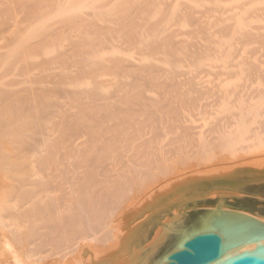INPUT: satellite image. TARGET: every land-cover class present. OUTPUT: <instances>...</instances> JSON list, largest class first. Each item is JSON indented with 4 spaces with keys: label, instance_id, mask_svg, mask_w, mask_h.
I'll list each match as a JSON object with an SVG mask.
<instances>
[{
    "label": "bare ground",
    "instance_id": "6f19581e",
    "mask_svg": "<svg viewBox=\"0 0 264 264\" xmlns=\"http://www.w3.org/2000/svg\"><path fill=\"white\" fill-rule=\"evenodd\" d=\"M43 1L28 0L27 3L24 2L26 5L24 10L27 13V15L25 14L26 19H32L30 17L35 18L40 11H43L44 4H41ZM47 1H50L47 6L51 5V9L57 4H59L57 5L59 8L62 7L61 4H68L69 7L67 5V8H65L66 6L62 7L65 14L70 13L66 14L65 18L68 17L71 22L69 20L66 21L72 25L77 22L78 24L80 23V26L76 25L78 29L81 26L86 28L87 25H90L91 29L92 25L98 27V24L88 19V16L94 18L96 13L97 17L98 11L100 14H103V10L100 11V8H106L110 3H114L111 0H84L83 5L79 3V5H76L74 4L76 0H73V3L72 0H65L63 3L60 0V2L57 0L59 3H55V0ZM90 1H99L100 4L97 3V5L94 2V6H92L93 4ZM162 1L133 0L136 6V8L134 6L136 10L132 8L135 10H132L133 13H131V10H128L130 13L125 11L123 7L122 9L124 10L121 13V6H117L118 8L114 7L112 11H114L115 17L118 18H115L116 21L118 20L120 23L115 21L116 23L114 24L119 25L115 29L113 27L106 28L110 36L107 31L105 33L108 36L100 28L93 27L94 29L92 30L94 31L100 30L94 33L98 34L102 32L105 35L102 34V38L98 35L97 37H93L92 32L91 35L89 34L90 36L85 35L86 37H84V32H82L83 35L80 34L79 39L77 38L76 41H72L73 46L70 47L72 50L69 48L68 52L65 50L66 52L61 51L57 56L55 55V60H62L63 62L61 61L60 63L64 67H71L72 64H66L70 62L67 61L68 56H73L74 53L77 57L81 56L84 54L85 49L90 53L93 48H99L100 50L103 48L102 50H105L107 44L113 40L112 38L114 40L117 39V34L116 37H113L112 33H118L120 39H118L119 41H112L113 45L116 41L118 42L117 44H121L122 42L123 46L125 44L128 46L129 44L128 47L125 46L126 48L122 47L121 44L122 48H117L121 49L119 50L120 52L116 51V49L114 50L117 54L123 50V54H120L122 56H115V53H113L114 55L110 54L112 56L107 57L106 53V56L102 57L105 55V52L102 53L100 51L101 55L99 51V53L95 51V55H101H99L100 59H98L97 56L92 54L94 52L93 49L92 56H90V53L85 52L88 55L87 58L82 56L81 59L78 57L80 60L77 57V60H75L74 55L75 61L73 66L76 70L68 67V71H72L67 73L63 70L65 68L62 66L63 69H59L58 73H50L51 75L48 73L47 75L50 78L46 75L47 79L52 78L54 81L56 80L55 78L59 79L55 81L60 83L58 84L59 89L60 85H63L66 81L67 85L71 83L72 86L76 78L88 72L92 73L91 77H94L92 78L95 81L93 82L94 85L90 81L82 86L81 81H79L77 83L81 84L77 85L78 88L68 90L64 87L65 89H60L63 92L62 96H59L64 98L63 95L66 94L67 100L61 102L58 101L60 99L57 100L60 90L56 87L57 84L55 85L54 82H50L52 79L48 80L47 83H52L53 87H36L37 85L35 84L37 83L35 80L39 79L40 74H37L38 78L35 76L36 79L32 80L30 77L33 78V76H30L29 73V79L23 80L24 82L21 81V84H16L17 81L13 80L6 83V86L4 84L0 86V102L9 99L8 103L10 104L8 105L7 103L6 105L8 106L3 105L6 101H3V104L2 102L0 103L2 104L0 115L4 114L6 117H11V119L8 117V120L4 116L1 117L5 118V120L0 118V133L3 132L1 134L6 137L5 142H0V264H154L195 212L227 211L249 217L264 224V88H262L264 82H261L263 84H260V82L256 84L253 81L251 83L248 81V83L241 80L204 82L205 80H198L196 76L194 78L197 80L193 77V79H189V77L187 80L177 79V81L175 80L176 77H170L171 74L172 76L175 75L172 73L173 70H163L164 73L168 72L167 74H171L167 76L169 78L163 77L164 79H160L154 75L157 71L154 62L153 64L155 65H152V61L150 62L151 64L146 65L145 63L148 61L144 62L143 58L139 59L137 57L136 60L139 59L141 61L138 62L139 60L136 61L134 59L135 56L132 58L133 60L129 57H126V59L129 58L130 60H126L124 50L127 53L126 49L130 46L134 47L135 50L138 49L137 52L141 53L144 50H149V54L145 52L147 56H152L150 52L154 54L155 51L157 52L161 48L162 53L165 52L167 56L169 53L171 57L170 54L179 51L177 50L178 47H181L180 45L185 42H182L183 40L174 32L176 28L172 32L171 28H168L173 25V21L178 19L180 22L183 14L181 15L180 12H176L175 8L183 6V2L177 5L178 0L175 4L177 7L173 8L175 10L173 11L172 9L173 12H170L169 9L172 2L170 3V0L169 3L164 1L165 8H163ZM209 1L211 2L212 0H208V3ZM216 1L214 0L212 3L216 5ZM218 1L220 3V0ZM9 2L13 4L14 0H0V9L2 8L0 12L3 9L7 10L5 5H8L6 3ZM15 2L17 3L16 0ZM18 2L20 1L18 0ZM45 2L46 0L43 3ZM89 2L92 4L91 6ZM157 2H160V5ZM173 2L175 3V0ZM186 2L183 6L186 10L183 8V11L181 7L180 9L183 13L186 12L183 17H186L185 20L188 19V23L190 24H196L197 22V26H201V24L207 22L203 19L204 13L208 12L209 14L212 9L213 12L217 13L218 8L213 4L211 10L208 5V7L204 6L205 9L198 10L195 7L193 9L192 4L190 7V3L188 2V5ZM24 3L17 4L23 5ZM252 3L249 2L247 5ZM85 4L87 5L84 6ZM121 4L124 3L121 1ZM242 4L238 5V7H241V9L239 7L241 12L244 11L243 14L245 12L249 13L250 11L246 10L248 8H244L245 5ZM115 5L119 4L116 3ZM157 5L160 6L159 8L162 5V10L160 9L161 12L158 15L160 18L157 16L158 21L154 22V18V21L153 19H145L144 12L147 13L149 9L151 11L153 6ZM87 6L93 7L94 10L98 11L95 10L93 13L92 9V12H83V8L85 7L86 9ZM179 7L178 10H180ZM238 7L236 6L235 8ZM232 9L226 8L227 11H232ZM197 10L202 13L204 12L203 15L199 12L202 17L197 16V18L195 16L196 13L198 14ZM221 10H223L222 7L220 10L218 9V14H221ZM259 10L263 12L264 9L260 8ZM223 11H225V8ZM223 11L222 14L224 13ZM227 11H225L226 15ZM252 12H250V16L254 17V15H251ZM100 14L98 15L101 16ZM140 15L141 17H139ZM152 15L156 17L155 14ZM255 15L260 16L259 12L255 13ZM246 16L242 18L247 19L249 17V15ZM226 17L230 21L235 19L234 15L231 16L229 13ZM241 17H239V20H242V22L235 19L238 24L233 20L234 24L238 25V27L240 26V28L244 25ZM136 18L140 20L139 23H136ZM40 19L43 20V18ZM112 19L114 20V18ZM166 19L168 22L169 20L172 21V23H170L171 21L169 22L170 24L167 22L170 26L165 25ZM161 20H164L165 26L160 27L163 24H161ZM141 22H144L146 26V28L143 26L145 32L148 29L150 31L152 28V30H155V27L161 24L159 28H161L160 31H162L161 34L163 36L158 37L159 35H157L158 39L156 38L155 40L154 38L150 41H148L149 39L147 41L143 40L142 38L146 37L147 34L142 36L140 33L145 34L139 28L142 24ZM185 22L187 23V21ZM239 22L243 25L239 24ZM29 23L31 22L29 21ZM244 23L246 24L245 20ZM175 24L177 23L175 22ZM72 25H69V27L72 28L73 32L75 25L73 27ZM231 25L220 26L221 29L220 27L219 29L226 35H229L230 32V35L240 32V38L242 37L241 40H244L243 42H246V39H243L244 37L250 40L255 38L253 32L249 31L252 29L247 30L245 28L246 25L245 27L243 26L244 28L242 27V31L240 28H238V31L237 27ZM257 26V28H254L256 26L250 27L253 30L257 29L258 33V28H261L262 25L259 26L257 24ZM102 27L104 29V26ZM132 27H137V29H133ZM61 28H55V30L54 28L50 29L49 25L47 28L46 25V27H43L44 30L41 33H44L45 30L48 33L41 34L39 32L38 35H41L40 39L31 41L29 40L31 38H29L27 42H23L24 44L19 42L22 44L20 57L22 55L23 58L24 54L29 55L31 54L29 52L40 50L48 41L52 43L53 38L56 36L66 41L70 37L67 34H62L64 32L63 28ZM205 28L204 26L201 30L199 28V32L196 33L205 34L207 30ZM47 29H50V31ZM134 30H140L137 32L138 35H135L136 32ZM122 31L124 35L121 34ZM168 31L170 33H167ZM188 32H184V34L186 35ZM179 33L180 31L178 35L181 34ZM189 34H192L191 30ZM224 34L221 33L222 36ZM42 35L45 36L43 37ZM136 36H138L137 38H141L142 36V38L136 40ZM202 36L204 37V35ZM229 36L224 37L228 39ZM259 36L261 35L257 37L259 38ZM221 37L219 39L225 40L224 37ZM215 38L217 39V37ZM57 39H59L57 42L60 43L61 39ZM123 39H126V43L125 41L123 42ZM216 39H214L215 41L210 40V43L214 47L216 46V48L220 45L221 47H218L217 50L212 45L209 46L210 44L208 45L209 47L204 46L205 42L204 45L201 42H194L193 40V42H185L184 49L186 48V51L184 52L188 57L190 55L191 57L189 58L193 61L188 58L189 63H194L195 61L196 64L199 61L198 59H200V55L203 58L202 55L205 50L210 51L211 54L217 52L218 56H223V53L227 51L228 54L224 53L226 54L224 55L225 57L228 56L227 58H229L232 56L236 58L237 54H234L237 52L236 49L238 47L235 48L233 56L231 53L234 47H229L227 42L229 39L225 43L224 40L219 41V43ZM241 40L238 39V42ZM250 40H247V42L249 43ZM57 42L55 45H58ZM193 43H198L199 45H193ZM226 43L228 45L224 47ZM245 45L248 44L246 43ZM114 46L117 47L116 43ZM189 46V50H191L192 46H196L195 50L192 48V53L191 51L190 53L188 52ZM161 50L159 51L160 54ZM73 51L74 53L70 54ZM184 52L183 55L185 54ZM208 53H206L207 58ZM145 54H142V56H145ZM93 56L94 60L90 58ZM157 56L155 55V57ZM222 56L221 59L219 57L217 59V56L213 59L224 62ZM179 58L181 60V57ZM209 58H211L210 54ZM176 59L177 56L174 61ZM232 59L234 60V58L230 60ZM183 60L185 61V59ZM7 61L9 60L7 59ZM51 61L53 62V58L52 60L44 58V60L38 63H33L32 61L27 63L24 59L21 68L22 70H28V72L30 69L34 70L35 68V70H40L44 66L45 68L50 66L46 65ZM64 61L67 62L65 63ZM171 61L173 60L171 59ZM229 61L228 63L231 62ZM240 61L244 64L245 60L243 58ZM108 62L111 64L108 65ZM20 63L22 64V61ZM168 64H170L169 61ZM204 64L207 65L206 63ZM198 65L201 69L209 66H204L202 63ZM200 65L203 67H200ZM234 65L232 63L230 65L224 64V67H221L224 70L221 69L222 71H217L216 74L219 73L231 77L242 72L241 70L240 72L236 70L239 64L238 66ZM240 66H243L242 63ZM251 66L253 71L256 70L255 72H258V74L261 73L259 72V68L254 70L257 65ZM87 67H92L93 70L89 71ZM93 67H96L100 73L104 72L107 68L109 71H106L111 74L117 71L119 76H126V80H119L120 78H117L118 75H111L107 72V75L110 74L111 78L115 77L116 80L114 78L112 79L115 81L109 80V78L108 80H102V78L98 80L100 78L98 76L101 75ZM215 68L217 67L215 66ZM161 69L158 68V70ZM45 71H48L47 68ZM121 71L124 73L122 72V74ZM179 71L181 72V70ZM179 71L176 74H179ZM253 71L250 70L248 73L251 74ZM95 73H99L97 80H94L96 77L93 74ZM88 74H86L87 78L90 75ZM83 77L82 79H85ZM71 79H74L73 83ZM68 80H71V82ZM22 83L23 85L29 83V86H23ZM89 83L91 84L90 87ZM258 84L263 86H256ZM19 85L23 87H18ZM95 86L97 87L96 89H94ZM56 89L59 90V93ZM55 96L57 97L56 99ZM5 109L10 111V115H8L7 111V115L5 114ZM15 113L18 119L21 116L19 120L16 119ZM13 115L14 117L16 116L15 119L18 122L13 119ZM2 135L1 138L3 140L4 137ZM261 249H264V240H254L224 252L219 260L210 264H227L233 258Z\"/></svg>",
    "mask_w": 264,
    "mask_h": 264
},
{
    "label": "rangeland",
    "instance_id": "374dc122",
    "mask_svg": "<svg viewBox=\"0 0 264 264\" xmlns=\"http://www.w3.org/2000/svg\"><path fill=\"white\" fill-rule=\"evenodd\" d=\"M17 1V3L18 4H22V3H24V2H26L27 3V1L28 0H23V1H21V0H19L20 2H18V0H16ZM45 1V0H44ZM43 1V2H44ZM54 1V0H53ZM56 2L55 3H57L58 1L57 0H55ZM60 1H62V3H63V1L65 2V0H60ZM59 1V2H60ZM67 1H69V0H67ZM67 1H66V3H67ZM75 1V0H74ZM81 3H80V2ZM87 1V0H86ZM121 1H122V3H124V4H121L120 5V3H121ZM125 1V2H124ZM159 1V0H158ZM162 1V0H161ZM164 1L165 2H167V3H169V0H163L162 2H163V8H165L164 6ZM177 1L178 0H175V3L173 2V0H170V3L172 2V4H170L171 5V7H170V12H173L175 9V11L176 12H180V14L182 15L183 14V16H184V14H186V12L185 13H183V11H184V3L186 2V3H190V5H189V3H188V5L191 7V4H192V8L194 9V7H195V9H198V10H201V9H205V7L204 6H209L210 7V10L213 8L212 6L215 4H213L212 3V1H214V0H212L211 2L209 1V3H208V0H203V1H201V0H199V3H198V0H192V1H194V2H196V3H191L192 1L190 0H179L178 1V3H177ZM181 1V2H180ZM185 1V2H184ZM201 1V2H200ZM207 1V2H206ZM224 1V0H223ZM222 0H220V3H218L219 1L217 0L216 2H217V4L216 5H214L215 7H217L219 10L221 9V7H222V9L224 10V8H225V11H227L226 10V8H231L232 9V7H233V9H235V10H233L232 9V11H227V15H228V13H229V15H234V17H235V19H237V21L239 20V17H241L242 15V17H244V16H248L249 15V17L246 19V18H242L241 17V19H243V24H241L240 22H242V20H239L240 22H239V24H241V25H243L244 27H245V25H246V29L247 30H249V29H252V30H249V31H252L253 32V35H255V38H252V37H254V36H252L251 38H252V40H250L249 38H243V39H246V42H243L244 40H241V38H240V32H238V33H235V35H233L234 33H232V35H230L231 34V30L230 31H228V32H230L229 33V35H226V34H224L223 32H221L220 31V29H221V27L220 26H227V25H231L232 23V25H234V27H237L236 29H238V28H240V26L238 27V25H236V24H234V21L233 20H235V19H232L231 21L230 20H228L227 19V15H226V12L225 11H223V10H221V14H222V11L224 12L222 15L221 14H218V9H217V13L216 12H213V9H212V11H210V13L208 14V12H206V14L204 13V17H203V19H204V21H207V22H204V24H201V26L203 25L204 27H206L205 28V30L207 29L208 30V32H207V30H206V33L208 34H201V33H196V32H199V28H200V30L203 28V26L201 27V26H197V22H196V24L195 23H193V24H190V23H188V19L187 20H185V18L186 17H183V16H181L182 18H184V20L185 21H187V23L184 21V20H182V18L180 19V22H179V20L177 19V20H175V21H173V25L172 26H170L169 24L170 23H172V21L171 20H169V22H168V20L166 19L165 21V25H168V26H170V27H168L169 29L171 28V32H172V30H174L175 28H176V30H174V32H176V34H177V36H179L180 37V39H182L183 41L182 42H187L188 43V41H191V42H201V44L203 43V45H204V42H205V45L204 46H208L209 44V46H211L212 44L210 43L211 41L210 40H214V39H216L215 37H217V39H216V41H222V40H224V39H219L222 35H221V33L222 34H224V36H229L228 37V39H226V37H224V36H222L221 38H225V40H224V43L226 42V40H228L227 42H228V44H229V47L231 46V47H234V49H232V53H231V55H233V52L235 53V48L236 47H238L236 50H237V52L234 54V55H236V58L235 57H232L231 55V57H229L230 59L231 58H234V60L232 59V60H230L229 58H227L228 56H224V55H226V54H224V53H227V51L226 52H224L223 53V58H224V62L222 61V60H220V61H216V59H213L214 57L216 58V56H217V59H218V57L220 56H218V54H217V52L216 53H214L215 52V48H216V46L214 47V45H212V47H214V49H213V51L214 52H212V53H214V54H211L210 53V51H207V50H205L204 51V53H203V55H202V57L203 58H201V55L199 56L200 57V59H198V60H196V61H198L200 64L202 63V65H204V66H207V65H209V66H207V67H203L202 65H200V67H203V69H201V68H199V63L197 62L196 64H195V61H194V63H192L193 61L189 58V57H191L190 55H189V53H190V51H191V53H192V50L194 49V48H196V46L195 47H193L192 46V48H191V50H189V48H190V46L188 47V55H189V57L187 56V54L184 52V51H186V48L184 49V47H185V42L183 43V44H181L180 46L181 47H178V49L177 50H179V51H177V52H175V53H173V54H170L171 55V57L169 56V53H168V56H167V54L165 55L164 53H162V50H161V48L159 49V51L161 50V54H160V52L157 50V52L155 51V53L153 54L152 52H150L151 54H152V56L154 57H152L151 55H149V56H147V54H149V50L147 51V50H144V51H142V53L141 52H137V50H135L134 49V47L132 48L131 46L128 48V49H134V50H128V49H126V51H127V53L125 52V50H124V53L126 54H124L125 55V59H126V57H129L130 59H132L134 56H135V60H136V58L138 57L139 59L140 58H143L142 60H144V62L145 61H148V62H146L145 64L147 65H149V64H151L150 62L152 61V65H155V67H156V70L157 71H160V72H162V73H164V71H172V73H174L175 75H173L172 76V74L171 73H169V74H167V73H164V74H162V73H160V72H155L154 73V75H155V77H158V78H160V79H162L163 77H167V76H169L170 74H171V76L170 77H176L175 78V80H179V79H183V80H187V78H189V79H193L195 76H196V78L198 79V80H201V81H204V82H212V81H237V80H241V81H243V82H245V81H249L250 83L253 81L254 83L256 82V84H257V82H260V84H263V83H261L262 81L264 82V29H263V25H264V16L262 17V15H264V0H255V2H253L254 0H225L224 2H223ZM14 2H15V0H14ZM13 2V4H12V2H9V3H6V4H8V5H5V8L8 10V12H7V10H5V9H3L1 12H0V86L2 85V84H4L5 86H6V83H9L10 81H17V83L16 84H21V81L22 82H24L23 80H27V78L29 79V73H30V76L32 75L33 76V78L32 77H30L32 80H34V79H36V77L40 74V77L42 76V78H40L39 76V79L36 81L35 80V82L37 83V84H35V85H37L36 87H53V84L52 83H47V81L49 80H51V79H49L50 78V76L49 75H51L50 73H52V74H54V72L55 73H58L57 71H59V69L61 70V69H63V65L60 63L61 61L60 60H58L57 61V59L55 60V58H56V56H57V54L59 53V52H61V51H65V50H67V52H68V50H72V48H70L71 46H73V44H72V41H76V39L78 38L79 39V37L81 36L80 34H82V32H84L83 34H84V37H86V36H90L91 34H92V32H93V37L95 36V37H97V35L98 36H102V32H106L107 31V27H113V29H115V28H117V26H119V25H117V24H114V23H116L117 21H116V19H118L117 17H115V15H114V11H112L113 10V8L115 7V8H118V7H120L121 6V13H122V11L124 10V9H122V7L123 8H125V11H127V12H129L130 13V11H128V10H133V9H135L136 8V6H135V2H133V0H111V2H114L115 4L116 3H118L119 5H115L114 3H110L109 5H108V7H104L103 9L102 8H100L99 10L100 11H102L103 12V14H100L99 13V11L98 10H96V11H98L97 13L98 14H100L101 16H99L98 14H97V17H96V13H95V17L94 18H92V17H90V16H88V19H91L90 21H93V22H95V24H98V27L97 26H95V27H97V28H100V30L102 31V32H100V33H98V34H96V33H94L95 31L96 32H98V31H100L99 29H98V31L97 30H92V29H94L95 27H94V25H92L93 27H92V29L87 25H85L86 26V28H84V27H82L81 26V28L79 27V29H78V27L76 28V25L78 24V22L75 24L74 22V24L72 25V24H69L71 21H70V19H68V17L67 18H65L66 17V14L68 15V14H70V13H66L65 14V12L62 10V7L64 8V6H68L69 7V5L68 4H66V5H64V4H61L62 5V7H61V5H60V7L61 8H59V6H57V5H59V4H57L56 6H53L52 7V9H51V5H48L47 6V4L50 2V1H47L46 0V2L45 3H43V2H41V4L43 5V8L44 9H42L43 11L41 12L40 11V13H42V14H40V13H38V15H37V17L35 16V18H38V19H35V18H33V17H30V18H32V19H29V18H27L26 19V15H27V13H26V10H24V8H26L25 6V3L23 4V5H18L16 2V4ZM29 2H31V1H29ZM58 2V3H59ZM71 2V1H70ZM77 2V3H76ZM84 0H76L75 1V3L74 4H76V5H79V4H81V5H83L84 3ZM90 2H92V1H90ZM90 2H89V5L91 6L94 2L97 4V3H99V1H93L92 2V4H90ZM161 2V3H162ZM183 2V6L181 5L180 7H181V9L183 10V11H181V9H180V7H179V9L180 10H178V7H177V5H179V3H182ZM203 2V3H202ZM205 2V3H204ZM222 2V3H221ZM244 2V4H242ZM252 3V4H248L247 5V3ZM31 3H33V2H31ZM72 3H73V0H72ZM79 3V4H78ZM173 3H174V5L177 3V5H173ZM239 3V4H238ZM245 3H246V5H245ZM9 4H11V5H9ZM74 4H71V5H74ZM87 4H88V2H87ZM87 4H85L84 6H86ZM95 4V5H96ZM100 4V3H99ZM157 4H159L160 5V2L158 3L157 2ZM194 4V5H193ZM213 4V5H212ZM235 5V7L237 6L238 7V5H240V4H242V5H245V7L244 8H248V9H250V10H248V9H246L247 11H253L252 12V14L251 15H254V17L253 16H250V12L248 13H246V15H245V13L243 14V12L244 11H242L241 12V7H240V9H239V7L238 8H235L234 7V5ZM14 7H13V6ZM18 5V6H17ZM45 5H46V8H45ZM80 5V6H81ZM98 5V4H97ZM159 5H157V6H153V9H151V11H150V9L149 10H147V13H145L144 12V17H145V19L147 18V19H155V21H154V19H153V21L154 22H156V20L158 19L157 18V16L158 15H160V9L162 10V5H161V8H159L160 6ZM226 5V6H225ZM9 7V8H7V7ZM20 6V7H19ZM22 6H23V8H22ZM49 6H50V8H49ZM67 6L65 7V8H67ZM92 6H94V4L92 5ZM118 6V7H117ZM134 6H135V8H134ZM207 6V7H208ZM11 7V8H10ZM57 7V8H56ZM74 7H76V6H74ZM96 7V6H95ZM94 7V8H95ZM175 7H177V8H175ZM204 7V8H203ZM212 7V8H211ZM250 7V8H249ZM257 7H258V10L261 8L262 10H263V12L261 11V10H257ZM4 8V7H3ZM71 8V7H70ZM87 8H89L88 10H87ZM87 8L85 9V7L83 8V12H87V11H91L92 9H93V7H88L87 6ZM91 8V9H90ZM127 8H129V9H127ZM133 8V9H132ZM173 8H175V9H173ZM184 8V9H183ZM256 8V10H254ZM2 9V8H1ZM0 9V10H1ZM11 9V10H10ZM172 9H173V11H172ZM209 9V8H208ZM214 9H216V8H214ZM243 9V8H242ZM63 12H61V11ZM66 10V9H65ZM94 9L92 10L93 11V13H94V11H95ZM118 10V9H117ZM136 10V9H135ZM135 10H133V11H135ZM158 10V11H157ZM186 10V9H185ZM188 10V9H187ZM190 10V9H189ZM197 10V11H198ZM243 10H245V9H243ZM4 11V12H3ZM91 11V12H92ZM133 11L131 12V13H133ZM149 11V12H148ZM196 11V10H195ZM194 11V13H196ZM208 11V10H207ZM215 11V10H214ZM234 11V12H233ZM235 11H236V13H235ZM255 11V12H254ZM259 12V15L261 16H259L258 17V15H255V13L257 14L258 12ZM5 12H7V13H5ZM25 12V13H24ZM45 12V13H44ZM61 12V13H60ZM101 12V13H102ZM120 12V11H119ZM154 12V13H153ZM199 12L200 11H198V14L196 13L195 14V16L197 17H202V16H200V14L202 13V12H200V14H199ZM212 12V13H211ZM238 12H239V14H238ZM242 14H241V13ZM260 12H261V14H260ZM60 13V15H58ZM203 13H202V15H203ZM230 13H232V14H230ZM234 13V14H233ZM263 13V14H262ZM26 14V15H25ZM43 14H47L46 16L45 15H43ZM63 14V15H62ZM64 14H65V16H64ZM110 14H113V15H110ZM120 14V13H119ZM148 14H149V16H148ZM152 14H155V16L156 17H154ZM169 14H172V13H169ZM211 14V15H210ZM240 14H241V16H240ZM39 15H40V17H39ZM43 15V16H42ZM62 15V16H61ZM107 15H109V16H107ZM142 15V14H141ZM141 15L139 16V17H141ZM213 15V16H212ZM216 17H215V16ZM237 15H239V16H237ZM55 16V17H54ZM60 16H61V18H60ZM70 16V15H69ZM193 16H194V14H193ZM207 16V17H206ZM246 16V17H247ZM3 17V18H2ZM28 17V16H27ZM48 17V18H47ZM57 17V18H56ZM87 17V16H86ZM90 17V18H89ZM104 17V18H103ZM109 17H111V18H109ZM119 17V16H118ZM159 17V16H158ZM197 17V18H198ZM220 17H221V19H222V21L220 22ZM6 18H8V19H6ZM25 18V19H24ZM40 18H43V20L42 19H40ZM109 18V19H108ZM112 18H114V20L112 19ZM116 18V19H115ZM160 18V17H159ZM207 18V20H205ZM256 18V19H255ZM5 19H6V21H5ZM23 19V20H22ZM45 19H47V20H45ZM202 19V20H203ZM220 19V20H219ZM223 19H224V21H223ZM226 19V20H225ZM9 20V21H8ZM40 20V21H39ZM61 20H62V22H61ZM66 20H69L70 22H68V21H66ZM87 20V19H86ZM136 20V23H139V19L138 18H136L135 19ZM138 20V21H137ZM182 20V21H181ZM244 20H245V22H246V24L244 23ZM254 20V21H253ZM29 21L31 22V23H29ZM50 21H52V22H50ZM59 21V22H58ZM65 21V22H64ZM88 21V20H87ZM111 21V22H110ZM113 21V22H112ZM116 21V22H115ZM147 22H148V20H146ZM145 21V22H146ZM149 21H151V20H149ZM158 21V20H157ZM164 20H161V26L160 25H157V27H155L154 29L155 30H150L149 31V29H148V31L147 32H145V30H143L144 29V27L143 26H145V24H144V22L142 23V24H144V25H140V27L139 28H141L142 29V31L143 32H145V34L144 33H142V32H140L141 34H142V36H145L146 34V37H143L142 38V36H141V38L143 39V40H148V41H150V40H152L153 38H154V40L157 38L158 39V37H161V36H163L162 34H161V32L162 31H160L161 30V28H159V26L160 27H162L163 25H164V22H163ZM212 21V22H211ZM220 24L221 23V25L219 26V24L217 25V22ZM236 21V20H235ZM237 21H236V23H237ZM256 21H257V23H256ZM6 24H5V23ZM8 22V23H7ZM42 22V23H41ZM48 22V23H47ZM68 22V23H67ZM119 22V21H118ZM160 22V21H159ZM167 22L169 23V24H167ZM177 23V24H175L174 25V23ZM209 22V24H207ZM226 22V23H225ZM249 22V23H248ZM3 23V24H2ZM53 24V25H51V24ZM120 23V22H119ZM192 23V22H191ZM216 23V24H215ZM224 23H225V25H224ZM228 23V24H227ZM247 23H248V25H247ZM6 26H5V25ZM44 24H45V26H44ZM72 25V27H73V29H74V31L72 32V28L71 27H69V25ZM80 24V23H79ZM77 25V26H80V25ZM194 24H195V26H194ZM207 26H206V25ZM227 24V25H226ZM238 24V23H237ZM250 24V25H249ZM253 24V25H252ZM256 24V25H255ZM257 24H259V26H261V28H258V33H257V29L255 30H253V28L252 27H250V26H256V27H254V28H257L258 26H257ZM16 25V26H15ZM46 25H47V28H48V25H49V27H50V29H58V28H63V32L64 33H62V34H67L70 38H68V36L67 35H65L64 37H65V39H67L66 41L65 40H63V39H61V37H58V36H56V37H54L53 38V42L51 43V41H48L47 42V44H49V45H47V44H44V46H42V48H40V50L38 49V50H36L37 51V53H35L36 51H33L34 52V54H33V52H29V53H31V54H29V55H23V58H22V55H21V57H20V49H22V44H24L23 42H27L28 41V39L29 38H31V39H29V40H31V41H34V39H35V41L36 40H38V39H40V36L38 35L39 34V32L41 33V31H43L44 29H43V27H46ZM83 26H84V24H82ZM100 25V26H99ZM164 25V26H165ZM216 25H217V27H216ZM231 25V26H232ZM236 25V26H235ZM42 26V27H41ZM51 26H52V28H51ZM55 26V27H54ZM66 26H67V30H66ZM102 26H104V29H106V30H104L103 29V27ZM106 26V27H105ZM142 26V27H141ZM194 26V27H193ZM243 26H241V31L243 30L242 29V27ZM167 27V26H166ZM219 27H220V29H219ZM243 27V28H244ZM40 28H42V29H40ZM61 28V29H62ZM68 28H69V30H68ZM71 28V29H70ZM76 28V29H75ZM96 28V29H97ZM102 28V29H101ZM133 28V27H132ZM145 28H146V26H145ZM198 28V29H197ZM216 28V29H215ZM3 29H5V30H3ZM37 29H39V30H37ZM50 29H47V30H49L50 31ZM55 29V30H56ZM61 29H60V31H61ZM65 29V30H64ZM133 29H137V27L136 28H133ZM140 29V30H141ZM194 30V33H193V30ZM197 29V30H196ZM210 29V30H209ZM219 29V30H218ZM246 29H244L245 31H247ZM260 29V30H259ZM28 30V31H27ZM30 30H31V32H30ZM35 30H36V32H35ZM82 30V31H81ZM140 30H134L135 32H136V34H135V32H133L135 35H138V31H140ZM190 30H191V32H192V34H189L190 33ZM211 30H213L212 31V33H210V31ZM215 30V31H214ZM233 30H234V28L232 29V32H233ZM11 31H12V33H11ZM26 31H27V33H26ZM34 31V32H33ZM65 31H67V32H65ZM125 31V30H124ZM133 31V30H132ZM170 31V30H169ZM167 32V33H170V32ZM180 31V35H178V32ZM183 31V32H182ZM189 31V32H188ZM217 31H219L218 32V34H217ZM235 31H237V30H235ZM234 31V32H235ZM238 31H239V29H238ZM45 32H47L48 33V31H46L45 30ZM44 32V33H45ZM68 32H69V34H68ZM72 32V33H71ZM87 32H89V33H87ZM184 32H188V33H186V35L184 34ZM215 32H216V34H215ZM221 32V33H220ZM254 32H256L255 34H254ZM262 32V33H261ZM43 32L41 33V34H44ZM107 33H108V35L110 36V34H109V31H107ZM107 33H105L106 35H107ZM123 33V31L121 32V34ZM151 33V34H150ZM220 33V34H219ZM227 33V32H226ZM260 33V34H259ZM12 34V35H11ZM27 34V35H26ZM31 34V35H30ZM72 34V35H71ZM82 34V35H83ZM90 34V35H89ZM96 34V35H95ZM100 34V35H99ZM105 34H103V35H105ZM116 34H117V37H116ZM161 34V35H160ZM189 34V35H188ZM194 34V35H193ZM198 34V35H197ZM213 34V35H212ZM237 34V35H236ZM46 35V34H45ZM45 35H42L43 37L45 36ZM79 35V36H78ZM86 35V36H85ZM107 35V36H108ZM112 35H113V37L115 36L117 39H115V40H118L119 39V37H118V33H115V34H113L112 33ZM111 35V36H112ZM122 35H124V34H122ZM151 35H153V36H151ZM157 35H159L158 37H156ZM202 35H204V37L202 36ZM206 35V36H205ZM212 36V37H210V36ZM218 35V36H217ZM258 35H261V36H259V38L257 37ZM263 35V36H262ZM26 38H25V37ZM39 36V37H38ZM72 36V37H71ZM91 36V37H92ZM155 36V37H154ZM193 36V37H192ZM197 36V37H196ZM208 36V37H207ZM215 36V37H214ZM239 36V37H238ZM23 39H22V38ZM38 37V38H37ZM76 37V38H75ZM105 37V36H104ZM138 36H136L135 37V39L136 40H138V39H141L140 37L139 38H137ZM192 39H191V38ZM234 37V38H233ZM238 38L239 40H241V41H239L238 42V39H236V38ZM257 37V38H256ZM12 40H11V39ZM21 38V39H20ZM33 38V39H32ZM42 38V37H41ZM55 38H56V40H55ZM57 38H60L61 40H60V43H58L57 42V40L59 41V39H57ZM102 38V37H101ZM112 38V37H111ZM134 38V37H133ZM197 38V39H196ZM206 38V39H205ZM211 38V39H210ZM232 38V39H231ZM75 39V40H74ZM113 40V42L115 41L114 40V38H112ZM179 38H178V40H180ZM191 39V40H190ZM204 39V40H203ZM230 39H231V41H230ZM234 39H236V40H234ZM254 39V40H253ZM51 40V39H50ZM120 40V39H119ZM118 40V41H119ZM193 40V41H192ZM247 40H250L249 41V43L247 42ZM30 41V42H31ZM55 41V42H54ZM112 41H110L108 44H107V46H108V48H107V46L106 45H104V46H106V49L105 50H100L99 48L98 49H95V48H93L94 49V52L92 53V51H93V49H89L90 51H91V53L92 54H96V53H99L100 51H102V53L103 52H105L104 54V56H102V57H105L106 56V53H107V57H111L112 55H114L113 53H115V49H116V51H119V50H121V49H117L118 47H121V44H122V42H121V44H117L118 42L116 41L115 43H116V45H117V47H115L114 45H115V43H114V45L112 44L113 42ZM125 41V43H126V39L124 40L123 39V42ZM215 41V40H214ZM233 41V42H232ZM254 41V42H253ZM19 42H21V43H19ZM50 42V43H49ZM56 42H57V44L58 45H55L56 44ZM62 42V43H61ZM112 42V43H111ZM219 42V43H220ZM9 43V44H8ZM54 43V44H53ZM74 43V42H73ZM187 43H186V46H187ZM207 43V44H206ZM223 43V42H222ZM244 45H242V44ZM248 44V45H245V44ZM72 44V45H71ZM109 44H112V45H109ZM128 44V43H127ZM198 44V43H197ZM196 43L194 44L193 43V45H197ZM227 43L224 45V47H227L226 45H228ZM231 44V45H230ZM236 44V45H235ZM237 44H239V45H237ZM68 45H70V46H68ZM118 45H120V46H118ZM184 45V46H183ZM192 45V44H191ZM199 45V44H198ZM219 45V44H218ZM217 45V46H218ZM232 45H234V46H232ZM57 46V47H56ZM103 46V47H104ZM110 46V47H109ZM125 46H126V44H125ZM125 46H123V44H122V47H125ZM128 46H129V44H128ZM128 46H126V47H128ZM183 46V47H182ZM208 46V47H209ZM3 47V48H2ZM7 47V48H6ZM115 47V48H114ZM121 47V48H122ZM125 47V48H126ZM218 47H221L220 45L218 46ZM217 47V48H218ZM228 47V48H229ZM244 47V48H243ZM16 50H15V49ZM19 48V49H18ZM70 48V49H69ZM124 48V49H125ZM217 48H216V50H217ZM3 49V50H2ZM220 49V48H219ZM230 49V48H229ZM239 49V50H238ZM56 50V51H55ZM180 50L182 51L181 53H180ZM195 50V49H194ZM197 50H198V48H197ZM39 51V52H38ZM47 51H50V52H47ZM74 51H75V49H74ZM74 51L73 52H71L70 54H72V53H74ZM95 51H96V53H95ZM99 51V52H98ZM114 51V52H113ZM207 51V52H206ZM10 52V53H9ZM12 52V53H11ZM14 52V53H13ZM66 52V51H65ZM70 52V51H69ZM85 52H87V49H85ZM85 52H83L84 54L83 55H81V56H78V57H80V59H81V57L82 56H84L85 58H87V54L85 53ZM120 52V51H119ZM118 52V53H119ZM145 52H147V54H145ZM183 52L186 54V56L184 57V55H183ZM209 52V53H208ZM9 53V54H8ZM51 53V54H50ZM55 53V54H54ZM88 54L90 53L89 51L87 52ZM91 53H90V56H92L91 55ZM121 53L123 54V50L121 51ZM121 53H119V54H117V52L115 53V56H122V55H120ZM137 53V54H136ZM139 53V54H138ZM140 53H141V55H140ZM157 53V54H156ZM159 53V54H158ZM179 53V54H178ZM206 53H208V58H207V54ZM8 54V55H7ZM17 54V55H16ZM28 54V53H27ZM46 54H47V56H46ZM69 54V53H68ZM85 54H86V56H85ZM100 54H101V52H100ZM99 54V55H100ZM110 54H112V55H110ZM142 54L144 55L145 54V56H142ZM163 54H164V58L166 59H164L163 58ZM209 54H210V57L211 58H209ZM221 54V53H220ZM228 54V53H227ZM16 55V56H15ZM45 55V56H44ZM53 55V56H52ZM56 55V56H55ZM74 55H75V53H74ZM74 55L72 56V55H70V56H68L69 58H68V60L67 61H70L69 63H66L65 61V63L67 64V65H69V64H72L71 65V67L70 66H68L69 68H71V69H74V70H76L75 69V67L73 66V63H74V61L75 60H77V55H75V60H74ZM95 55V56H97L98 57V59H100V56L102 55ZM123 55V56H124ZM155 55H158L157 57H155ZM204 55H206V57H204ZM214 55V56H213ZM233 55V56H234ZM6 56H8L7 58H6ZM11 56V57H10ZM19 56V57H18ZM24 56H26V57H24ZM55 56V57H54ZM140 56V57H139ZM159 56H162V57H159ZM173 56V57H172ZM176 56H177V59L174 61V59L176 58ZM213 56V57H212ZM221 56L219 57L220 59H221ZM243 56V57H242ZM17 57V58H16ZM84 57H83V59H84ZM145 57V58H144ZM179 57H181V60H180V58ZM186 57H187V59H186ZM10 58V59H9ZM44 58L45 59H51L52 60V58H53V62L51 61L49 64H47L46 66H48V65H50V66H48V67H46L47 68V70L48 71H45L46 70V68H45V66L44 67H42L41 69L39 68V67H37V68H39L40 70H42V71H40V70H31L30 69V71L28 72V70L26 71V70H22V65H23V63H24V59H25V61L27 62V63H30V61H32L33 63H38V62H41L42 60H44ZM91 59H93L94 58V56L93 57H90ZM129 58H127L126 60H128ZM159 58H161V59H159ZM164 60H163V59ZM188 58L192 61H190L191 63H189V60H188ZM207 60H206V59ZM243 58H244V60L245 61H247L246 63H245V61H244V64H243V62L242 61H240V60H243ZM7 59L9 60V61H7ZM16 59H19V60H16ZM41 59V60H40ZM79 59V58H78ZM79 59V60H80ZM90 59V60H91ZM95 59H96V57H95ZM97 59V60H98ZM129 59V60H130ZM138 59V60H139ZM148 59V60H147ZM153 59H154V61H153ZM156 59V60H155ZM157 59H159L158 61H157ZM171 59L173 60V61H171ZM183 59H185V61L183 60ZM202 59V60H201ZM22 61V64L20 63L21 61ZM38 60H40V61H38ZM94 60V59H93ZM133 60V59H132ZM138 60H136V61H138ZM162 60V61H161ZM169 61V63L170 64H168V61ZM179 60H180V62H179ZM201 60V61H200ZM226 60V61H225ZM231 62H230V61ZM11 61V62H10ZM19 61V62H18ZM56 61H57V63H56ZM73 61V62H72ZM163 61H165L164 63H162ZM177 61V62H176ZM228 61L230 62V63H228ZM234 61V62H233ZM31 62V63H32ZM63 62V61H62ZM138 62H141L140 60L138 61ZM143 62V61H142ZM153 62L155 63V64H153ZM172 62V63H171ZM175 62H176V64H175ZM183 62V63H182ZM186 62V63H185ZM222 62V63H221ZM52 63V64H51ZM109 63V62H108ZM204 63H206L207 65H205ZM235 64V65H237L238 66V64H239V66L241 65V63H242V65L244 66H238L239 67V69H238V67L236 68V70H239L238 72H240V70L242 71V72H240V73H237V74H235V75H233V76H231V77H227L226 75H222V74H216L217 73V71L219 72V71H222V70H224V68H221V67H224L223 65L224 64H226V65H230V64ZM248 63H250V64H248ZM6 64H7V66H6ZM15 64V65H14ZM61 64V65H60ZM111 63H109L108 65H110ZM166 64V65H165ZM172 64V65H171ZM179 64H180V66H179ZM188 65V66H186V65ZM191 64H195V65H191ZM17 65H19V66H17ZM170 65V66H169ZM178 65V66H177ZM189 65H191V66H189ZM197 65V66H196ZM213 65H215L217 68H215V66H214V68H212V66ZM218 65V66H217ZM234 65V66H235ZM251 65H257V67L256 68H254V70L255 69H258L259 68V70H257V71H259V72H261V73H259L258 74V72H255V71H253V69H252V66ZM12 66V67H11ZM63 66V67H62ZM249 66H251V68H249ZM7 67H10V68H8L7 69ZM68 67H64L65 69H63L64 71H66L67 73H69L70 71H72V70H70V71H68L69 70V68ZM109 67V66H108ZM161 67H162V69H161ZM190 67V68H189ZM197 67V68H196ZM220 67V68H219ZM14 68V69H13ZM57 70H56V69ZM67 68V69H66ZM77 68V67H76ZM88 68V70L90 71L91 69H92V67H87ZM86 68V69H87ZM94 68V67H93ZM96 68V67H95ZM94 68V69H95ZM158 68H160L161 70H158ZM164 68V69H163ZM166 68V69H165ZM242 68V69H241ZM17 69H18V71H17ZM19 69H21V70H19ZM102 69H105V68H102ZM222 69V70H221ZM93 70V69H92ZM96 70H97V68H96ZM100 70V69H99ZM106 70H108L109 71V69L107 68ZM106 70H104V72L106 73L107 71ZM164 70V71H163ZM175 70V71H174ZM179 71V70H181V72L183 71V73H181L180 71V73L177 75L176 74V72L177 71ZM244 70V71H243ZM250 70H252L253 72H255V73H248V71H250ZM15 71H17V72H15ZM20 71H21V73H20ZM32 71H33V73H32ZM95 71V70H94ZM102 71V70H101ZM111 71V70H110ZM114 71H116V70H114ZM184 71H186V72H184ZM197 71H199V72H197ZM45 72V73H44ZM87 72V71H86ZM85 72V73H86ZM92 72V71H91ZM97 72H99L98 70H97ZM104 72H102V73H100V75L101 76H98L99 75V73L98 74H93V76H95L96 78L94 79V80H97V76L98 77H100L98 80H101V78H102V80H104V79H106V80H108V78H109V80L110 79H112V78H114L115 80H116V78L115 77H112L111 78V75H118L117 74V71L113 74H111L110 72H107V73H110V74H108L107 75V73H106V75H105V73ZM123 71H121V73H122ZM196 72H197V74H196ZM202 72V73H201ZM7 75H6V74ZM11 73V74H10ZM43 73V74H42ZM49 73V75H47ZM60 73H61V71H60ZM59 73V74H60ZM64 73V72H63ZM73 73H75V71H73ZM89 73V72H88ZM88 73H86V74H88ZM104 73V75H102ZM118 73H119V71H118ZM120 73V74H121ZM124 73V72H123ZM122 73V74H123ZM16 74V75H15ZM28 76H27V75ZM36 74V75H35ZM38 74V75H37ZM86 74H83V75H81L79 78H76L74 81L72 80V83L74 84H72V86H71V83H69L68 85H67V81H66V83L64 82V84L63 85H60V89L61 88H66V89H71V88H78L77 87V85L78 84H81L82 83V86H84V84H86V82L88 83V82H92L91 84H93V82H95V81H93L92 80V78H94V77H91V74L89 75V78H87V76H86ZM126 74V73H125ZM165 74H166V76H165ZM26 75V76H25ZM49 77L48 79H47V76ZM182 75V76H181ZM7 76V77H6ZM12 76V77H11ZM14 76H16V77H14ZM18 76V77H17ZM36 76V77H35ZM83 76H86V77H83ZM119 76V75H118ZM117 76V78H120L119 80H126V76H124V77H122V76H119L118 77ZM3 77H5V78H3ZM35 77V78H34ZM37 77V78H38ZM82 77L83 78H85V79H82ZM179 77V78H178ZM186 77V78H185ZM193 77V78H192ZM43 78H44V80H43ZM59 78V77H58ZM87 78V79H86ZM90 78H91V80H90ZM167 78H169V77H167ZM167 78H165V79H167ZM196 78H194V79H196ZM18 79V80H17ZM40 79H41V81H40ZM56 80L55 81H57V80H59V79H57V78H55ZM79 79V80H78ZM164 79V78H163ZM196 79V80H197ZM53 80V81H52ZM50 82H54L55 83V85H56V87L58 88V84H60V83H57V82H55L54 81V79H52ZM71 80H68V81H70L71 82ZM78 80V81H77ZM113 80V79H112ZM115 80H113V81H115ZM118 80V79H117ZM177 80V81H178ZM195 80V81H196ZM38 81H40V82H38ZM43 81V82H42ZM46 81V82H45ZM79 81H81V83H77V82H79ZM182 81V80H181ZM19 82V83H18ZM97 82V81H96ZM248 82V83H249ZM98 83V82H97ZM253 83V84H254ZM29 83H27V85H28ZM34 84H32V85H34ZM48 84V85H47ZM52 84V85H51ZM90 83H89V87H90V85H91ZM22 85H23V83H22ZM19 85L18 87H23V86H27L26 84L25 85ZM34 85V86H35ZM66 85V86H65ZM94 85V84H93ZM92 85V86H93ZM17 86V85H16ZM15 86V87H16ZM29 86V85H28ZM74 86V87H73ZM79 86V85H78ZM81 86V87H82ZM86 86V85H85ZM88 86V85H87ZM97 86V85H96ZM94 87V89H96L97 87ZM253 86H255V85H253ZM256 86H263V85H256ZM4 87V86H3ZM260 87V88H261ZM64 88V89H65ZM262 88H264V86L262 87ZM59 89V88H58ZM58 89H56V91H58V93H59V90ZM62 90V89H61ZM61 90H60V94H58L57 96L59 97V98H57L56 96H55V99L57 98V100L58 99H60V100H58V101H64V100H67L66 99V94H64L63 96H64V98L63 97H61L62 96V92H61ZM56 94V93H55ZM59 95H61V96H59ZM51 97H54V96H51ZM50 97V98H51ZM62 98H63V100H62ZM9 100V99H8ZM8 100H3V101H6V103H4L3 101H1L2 102V104L3 105H5V106H8V105H10L9 103H8ZM52 100H54V99H52ZM0 102V103H1ZM8 103V105H6ZM10 103H11V100H10ZM12 103H14L13 101H12ZM2 104H0V108H2ZM4 107V106H3ZM5 108V107H4ZM3 108V109H4ZM44 110V109H43ZM6 109H5V114L7 115V113H8V115H10L9 113H10V111H7V113H6ZM42 111V110H41ZM44 112V111H43ZM13 114H14V112H13ZM35 114H36V112H35ZM12 115V114H11ZM15 115L17 116V114L15 113ZM1 116H4V114L2 115H0V118H2L3 120H5V118H3V117H1ZM15 116V117H16ZM20 116V115H19ZM4 117H6V116H4ZM9 117V116H8ZM6 117V120H8L9 118L11 119V117ZM13 117H14V115H13ZM12 117V118H13ZM15 117L13 118L15 121H16V119H18V116L16 117V119H15ZM21 117V116H20ZM20 117H19V119H20ZM23 117H25V116H23ZM22 117V118H23ZM8 118V119H7ZM18 119V120H19ZM18 120L16 121V122H18ZM25 130H27V129H25ZM2 134H3V132H1ZM0 133V142L1 143H3V142H5V140H6V137L5 136H3L2 134ZM1 135L5 138H3V140H2V138H1Z\"/></svg>",
    "mask_w": 264,
    "mask_h": 264
},
{
    "label": "water",
    "instance_id": "95a60500",
    "mask_svg": "<svg viewBox=\"0 0 264 264\" xmlns=\"http://www.w3.org/2000/svg\"><path fill=\"white\" fill-rule=\"evenodd\" d=\"M264 240V224L227 211L195 212L154 264H210L239 245ZM227 264H264V249Z\"/></svg>",
    "mask_w": 264,
    "mask_h": 264
}]
</instances>
